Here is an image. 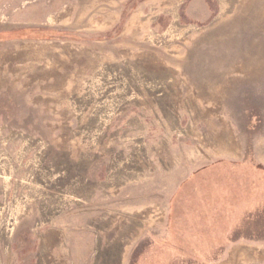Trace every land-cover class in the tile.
<instances>
[{
    "label": "rangeland",
    "instance_id": "374dc122",
    "mask_svg": "<svg viewBox=\"0 0 264 264\" xmlns=\"http://www.w3.org/2000/svg\"><path fill=\"white\" fill-rule=\"evenodd\" d=\"M0 264H264V0H0Z\"/></svg>",
    "mask_w": 264,
    "mask_h": 264
}]
</instances>
